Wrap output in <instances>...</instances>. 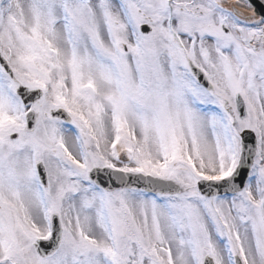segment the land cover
I'll return each mask as SVG.
<instances>
[{"label":"rangeland","instance_id":"1","mask_svg":"<svg viewBox=\"0 0 264 264\" xmlns=\"http://www.w3.org/2000/svg\"><path fill=\"white\" fill-rule=\"evenodd\" d=\"M197 2L0 0L2 51L17 80L44 90L40 106L30 108L42 112L67 101V76L74 82L89 78L93 90L92 100L72 111V125L39 113L26 137L20 136L19 125L27 109L15 97L14 84L0 105V130L19 132L14 141L4 133L1 148L27 152L24 212L0 186V264H202L206 254L215 264H234L235 254L243 264H264V51L247 49L252 33L235 22H230L234 39L206 29L209 21L217 29L215 21L226 14L222 8L211 6L200 21L181 9ZM143 22L150 33L137 30ZM199 53L219 63L217 97L211 99L215 114L209 121L183 108L182 96L194 94L196 87L183 73V58L196 62ZM235 91L247 99L248 124L226 115L224 107L232 104ZM115 100L112 129L118 148L107 150L90 126L100 125L103 103ZM85 108L90 120L83 132L91 145L76 127ZM104 126L112 131L111 120ZM244 127L258 139L245 188L231 196L202 197L195 182L233 171ZM122 148L131 151L132 159L121 168L172 178L182 193H105L93 186L87 168L94 162L116 166L115 154ZM39 160L47 170V188L36 176ZM53 213L60 218L61 243L53 255L40 258L32 242L49 236Z\"/></svg>","mask_w":264,"mask_h":264},{"label":"flooded vegetation","instance_id":"2","mask_svg":"<svg viewBox=\"0 0 264 264\" xmlns=\"http://www.w3.org/2000/svg\"><path fill=\"white\" fill-rule=\"evenodd\" d=\"M212 6L209 0H201L199 4L194 5L193 9L187 8L186 11L188 13L197 12V16L203 17L207 10H209ZM228 18L222 17V21H215L216 27L219 26L220 31L226 38L231 39L234 37L233 29L231 24L228 21ZM211 27V26H210ZM4 58H6L4 56ZM7 59V58H6ZM189 63V58L186 57L184 59ZM9 61V60H7ZM218 62L212 57H209L207 54L199 53L197 59V66L201 69L203 75L209 82L208 89H205L201 85L197 84L195 78L190 74L188 76L189 80L194 82L197 88V94H187L183 96L184 102L187 104L185 106V111L195 116V119H201V121H209L214 113L213 107L211 106V99L217 97L216 82L214 80V75H216L215 67H218ZM189 72V69L186 70ZM213 72H215L213 74ZM12 79L5 73L3 67L0 65V105L2 102L6 100V94L9 92ZM65 83L71 90L69 99L67 101V105L70 107H78L81 108L88 101L92 100V89L90 85L89 78L78 79L75 82L72 81L70 76H67L65 79ZM105 104H108L107 106ZM210 104V105H208ZM55 107L61 106L60 103L55 104ZM40 106V103L39 105ZM6 110L3 111L6 115L10 114V110L8 107H5ZM103 112L101 114L100 127L92 125V134L95 140H99L102 147L107 150H111L114 147L118 148L117 145H114V134L112 129V121L114 117V104L103 103L102 105ZM228 108L233 109L232 106H228ZM50 109V108H48ZM189 110V111H188ZM234 112V111H233ZM186 113V114H188ZM2 112L0 111V115ZM42 114L45 115V110L42 109ZM83 118H86L85 110L82 112ZM151 118V117H149ZM111 120V132L104 126ZM77 127L81 130L80 135L86 140L89 141L88 144L91 145L90 139L83 132L84 126L82 124V120L78 123ZM71 132V131H70ZM5 129L0 130V145L3 144V138L5 137ZM118 143V142H117ZM121 149V148H120ZM119 151V150H118ZM117 151V152H118ZM0 152H3L4 155H0V167L2 168V172L0 173V186L7 189V197L15 200L23 210L25 198L23 197L22 187L23 183L26 180V169H27V152L23 149H0ZM116 152V153H117ZM6 157V159L4 158Z\"/></svg>","mask_w":264,"mask_h":264},{"label":"water","instance_id":"3","mask_svg":"<svg viewBox=\"0 0 264 264\" xmlns=\"http://www.w3.org/2000/svg\"><path fill=\"white\" fill-rule=\"evenodd\" d=\"M253 10V15L258 16L259 19H264V2L261 0H246ZM142 32H148L150 28L143 24L140 26ZM191 70L194 75L203 82L200 71L191 65ZM16 93L21 98L22 102L26 105L29 102H34L40 98L41 92L39 90H27L26 87L19 86L16 89ZM236 107L240 117H244L245 110L243 102L236 96ZM56 117H65V112L61 109L56 110L52 113ZM68 120V118H65ZM35 115L30 112L26 116V127L32 129L35 124ZM15 137V135H11ZM256 138L251 130H243L240 133V155L238 164L234 172L227 178L221 181H198L197 187L200 193L204 196L220 195L224 193H234L240 190L247 179L250 167L253 163V159L256 154ZM37 173L41 182L46 185V176L41 164H37ZM89 178L97 185L104 189H115V188H136L143 189L151 193H168L174 194L180 191L179 185L175 182L167 179L155 178L142 174H130L120 171L110 170L108 168H95L89 172ZM61 236V227L59 221L55 215L52 216L51 220V236L49 239H36L34 242V248L36 252L44 257L56 250L58 247ZM238 262V260L236 259ZM204 264H213L211 258L206 257ZM238 264H240L238 262Z\"/></svg>","mask_w":264,"mask_h":264},{"label":"bare ground","instance_id":"4","mask_svg":"<svg viewBox=\"0 0 264 264\" xmlns=\"http://www.w3.org/2000/svg\"><path fill=\"white\" fill-rule=\"evenodd\" d=\"M220 4L221 8L230 14L233 22L252 33L247 46L256 54L264 51V21L258 16L250 15V8L244 5L241 0H221ZM58 12L60 11L58 10ZM102 33H106L105 28H102ZM247 46L245 45V47Z\"/></svg>","mask_w":264,"mask_h":264}]
</instances>
